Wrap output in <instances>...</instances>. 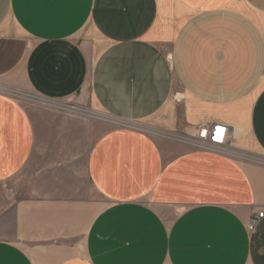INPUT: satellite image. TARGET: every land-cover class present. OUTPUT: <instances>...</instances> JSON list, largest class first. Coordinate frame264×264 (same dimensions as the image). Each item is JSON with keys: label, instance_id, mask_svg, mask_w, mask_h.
<instances>
[{"label": "crops", "instance_id": "crops-1", "mask_svg": "<svg viewBox=\"0 0 264 264\" xmlns=\"http://www.w3.org/2000/svg\"><path fill=\"white\" fill-rule=\"evenodd\" d=\"M212 123L264 155V0H0V264H264V167L166 138Z\"/></svg>", "mask_w": 264, "mask_h": 264}, {"label": "built area", "instance_id": "built-area-1", "mask_svg": "<svg viewBox=\"0 0 264 264\" xmlns=\"http://www.w3.org/2000/svg\"><path fill=\"white\" fill-rule=\"evenodd\" d=\"M33 99L35 101L41 102L45 105H48L60 111L82 114V115L88 114V112L79 110L78 108L73 107L72 105L58 103L55 100L41 98L38 96H33ZM129 127L134 128L133 126H129ZM194 132H195L194 135H188V136H178L176 134H172L169 136H174V138L176 139H181L187 145H190L200 150L215 151L222 154H229L234 157L243 155V154L241 155L240 152L233 151L231 149L228 127L226 125L219 123H212L209 125L198 126L195 128ZM262 216H263V212L261 211L258 213V218ZM254 222L255 221H253L252 223Z\"/></svg>", "mask_w": 264, "mask_h": 264}, {"label": "rangeland", "instance_id": "rangeland-1", "mask_svg": "<svg viewBox=\"0 0 264 264\" xmlns=\"http://www.w3.org/2000/svg\"><path fill=\"white\" fill-rule=\"evenodd\" d=\"M22 97L18 98V100L21 101V102H24L25 104L35 105V106H38V107H40L42 109H45V110L55 111V112H59V113H63V114H73V115L76 114V113H69V112H65V111H60V110L52 108V107H50L48 105H45V104H43L41 102L35 101L33 99V96L30 97V98H26L25 96H22ZM55 101H57V100H55ZM57 102L58 103H62V104H67V105L69 104V105H72L73 107L78 108L79 110H83L84 112H88L87 115H84V114L82 115L81 114L80 116L82 118L86 119V120H89L90 122H94L95 124H97V123L105 124L107 127H110V128H112V127H129V126H133L134 127L133 129L143 130V127L140 124L137 125V124L129 123V122H126V121H120V120H115V119H112V118L104 117V116L98 114L97 112H95L94 110H91L89 108H82L80 106H77L73 102H66V101H57ZM152 136L156 137L155 135H152ZM181 136H188V135H181ZM166 138L169 141L181 142V143L187 145L181 139L174 138V136L167 135ZM187 146H189L192 149L200 150V149L194 148V147H192L190 145H187ZM234 158L249 160V161H251L252 163H255L258 166L264 167V155H262V154L251 153L250 155L235 156Z\"/></svg>", "mask_w": 264, "mask_h": 264}]
</instances>
